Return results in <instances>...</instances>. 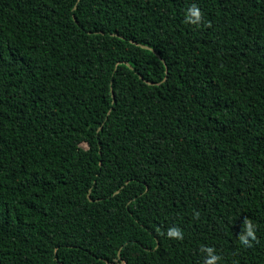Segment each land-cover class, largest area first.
Segmentation results:
<instances>
[{"label": "trees", "instance_id": "16d2710c", "mask_svg": "<svg viewBox=\"0 0 264 264\" xmlns=\"http://www.w3.org/2000/svg\"><path fill=\"white\" fill-rule=\"evenodd\" d=\"M0 264H264V0H0Z\"/></svg>", "mask_w": 264, "mask_h": 264}, {"label": "clouds", "instance_id": "9594fccd", "mask_svg": "<svg viewBox=\"0 0 264 264\" xmlns=\"http://www.w3.org/2000/svg\"><path fill=\"white\" fill-rule=\"evenodd\" d=\"M200 16H201V14H200L199 10L196 7H191V8H189L188 13L186 15V20L189 23L196 24L200 21ZM167 235L170 238H177L178 239V238H180L181 234L177 229H170L167 232ZM249 238L255 239L254 227L250 222L245 221V231H244V234H241L239 236V240H240L241 244L248 245L250 243ZM207 251L210 252V254L207 256V260L209 262L214 261L216 259V254L212 253L211 249H207Z\"/></svg>", "mask_w": 264, "mask_h": 264}]
</instances>
